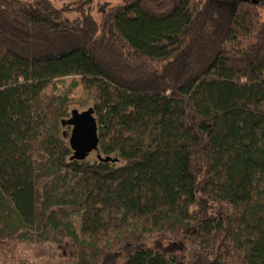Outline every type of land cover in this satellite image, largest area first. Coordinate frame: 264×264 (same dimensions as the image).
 Segmentation results:
<instances>
[{"label": "trees", "instance_id": "obj_1", "mask_svg": "<svg viewBox=\"0 0 264 264\" xmlns=\"http://www.w3.org/2000/svg\"><path fill=\"white\" fill-rule=\"evenodd\" d=\"M263 13L0 0V242L67 237L75 264L121 247L122 264H264ZM76 87L117 163L70 160L61 123ZM155 237L184 256L147 247Z\"/></svg>", "mask_w": 264, "mask_h": 264}, {"label": "rangeland", "instance_id": "obj_2", "mask_svg": "<svg viewBox=\"0 0 264 264\" xmlns=\"http://www.w3.org/2000/svg\"><path fill=\"white\" fill-rule=\"evenodd\" d=\"M63 1L67 2L69 0ZM121 1L122 0H100V2L108 3L111 6L116 5ZM54 4L57 7L61 6V2H55ZM94 17L97 18L95 15ZM70 18H73V16H70ZM71 80L72 79H65L58 83L55 87V92L57 94L63 92L70 86ZM93 103L94 100L92 93L86 92L80 87H76L71 94V105L69 106V112L72 109L84 111L88 108H91ZM63 130L67 133L70 132L69 127H66ZM85 161L89 163L96 161L95 153H91ZM145 245L165 255L172 254L183 257L185 253L182 247L172 246L169 244V242L162 240L160 237L148 239ZM126 250L127 249L124 247H121L120 251L107 254L103 258L101 264H122L124 262L122 259V253ZM76 258V249L70 239L67 237H63L61 244L59 245L50 243L27 244L18 241L17 238L0 242V264H75L77 260Z\"/></svg>", "mask_w": 264, "mask_h": 264}, {"label": "water", "instance_id": "obj_3", "mask_svg": "<svg viewBox=\"0 0 264 264\" xmlns=\"http://www.w3.org/2000/svg\"><path fill=\"white\" fill-rule=\"evenodd\" d=\"M61 125L70 128L67 138L72 153L71 161L84 162L91 153H95L96 160L100 163L118 162L117 158L103 157L99 153L97 124L92 107L84 111L72 109Z\"/></svg>", "mask_w": 264, "mask_h": 264}, {"label": "flooded vegetation", "instance_id": "obj_4", "mask_svg": "<svg viewBox=\"0 0 264 264\" xmlns=\"http://www.w3.org/2000/svg\"><path fill=\"white\" fill-rule=\"evenodd\" d=\"M236 2L242 1V2H248L251 4L259 5V4H264V0H235Z\"/></svg>", "mask_w": 264, "mask_h": 264}]
</instances>
